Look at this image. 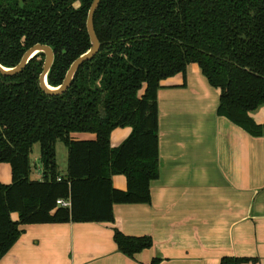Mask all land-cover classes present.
Returning <instances> with one entry per match:
<instances>
[{"label": "trees", "instance_id": "16d2710c", "mask_svg": "<svg viewBox=\"0 0 264 264\" xmlns=\"http://www.w3.org/2000/svg\"><path fill=\"white\" fill-rule=\"evenodd\" d=\"M92 1L0 0V65L14 67L34 44L48 45L54 58L47 83L59 86L90 48ZM93 26L99 51L62 94L39 86L43 53L19 74H0V164L11 170V182H0V259L22 225L112 222L113 205L150 202V182L158 178L157 91L177 74L185 85L188 64H197L220 90L217 115L264 136V123L250 117L264 104V0H100ZM121 127L131 132L111 147L110 133ZM74 133L94 138L76 140ZM58 141L67 150L65 174L56 163ZM36 143L41 177L32 180ZM114 174L125 177V190L112 186ZM113 239L128 257L152 245L149 236L117 229ZM249 261L223 258L220 264Z\"/></svg>", "mask_w": 264, "mask_h": 264}, {"label": "crops", "instance_id": "0c3cea01", "mask_svg": "<svg viewBox=\"0 0 264 264\" xmlns=\"http://www.w3.org/2000/svg\"><path fill=\"white\" fill-rule=\"evenodd\" d=\"M182 82L177 74L157 91L158 178L150 182V202L113 205L112 222L22 225L0 264H220L223 258L264 264V136L217 115L220 90L197 64L187 65ZM250 117L263 124L264 104ZM130 132L112 130L110 146ZM0 182H11L7 163L0 164ZM111 183L126 189L122 174L112 175ZM114 229L149 236L152 245L128 257L118 251Z\"/></svg>", "mask_w": 264, "mask_h": 264}, {"label": "water", "instance_id": "95a60500", "mask_svg": "<svg viewBox=\"0 0 264 264\" xmlns=\"http://www.w3.org/2000/svg\"><path fill=\"white\" fill-rule=\"evenodd\" d=\"M100 0H93L86 18V29L90 39V48L80 56H78L69 66L62 83L57 87H52L47 83V74L52 65L54 53L53 50L48 46L40 43H36L30 48H28L22 55L20 61L14 67H4L0 65V74L3 76H13L19 74L29 63V61L36 56L38 53L44 54V61L42 65V70L39 74L38 81L39 86L43 92L48 95L62 94L70 86L74 74L78 68L86 61L90 60L100 48V42L95 34L93 26L94 13L98 7Z\"/></svg>", "mask_w": 264, "mask_h": 264}, {"label": "rangeland", "instance_id": "374dc122", "mask_svg": "<svg viewBox=\"0 0 264 264\" xmlns=\"http://www.w3.org/2000/svg\"><path fill=\"white\" fill-rule=\"evenodd\" d=\"M75 6L78 3L74 4ZM39 144L36 143L33 145L32 152L30 154V165H31V173L30 178L38 180L41 176L40 173V165H39ZM66 149L61 142L56 143V163L58 165V172L62 173L64 171L65 161H66Z\"/></svg>", "mask_w": 264, "mask_h": 264}, {"label": "built area", "instance_id": "2783aa9c", "mask_svg": "<svg viewBox=\"0 0 264 264\" xmlns=\"http://www.w3.org/2000/svg\"><path fill=\"white\" fill-rule=\"evenodd\" d=\"M56 203L60 206H63V207H68L69 206V202L68 201H65V200H62V199H58L56 201Z\"/></svg>", "mask_w": 264, "mask_h": 264}]
</instances>
